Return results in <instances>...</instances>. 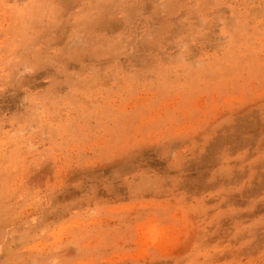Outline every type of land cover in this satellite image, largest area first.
I'll list each match as a JSON object with an SVG mask.
<instances>
[{"label":"rangeland","instance_id":"rangeland-1","mask_svg":"<svg viewBox=\"0 0 264 264\" xmlns=\"http://www.w3.org/2000/svg\"><path fill=\"white\" fill-rule=\"evenodd\" d=\"M0 264H264V0H0Z\"/></svg>","mask_w":264,"mask_h":264}]
</instances>
